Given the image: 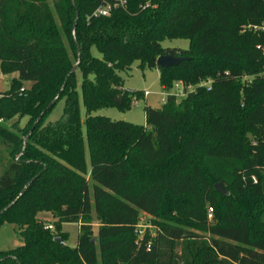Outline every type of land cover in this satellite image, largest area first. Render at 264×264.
Segmentation results:
<instances>
[{
	"label": "trees",
	"instance_id": "obj_1",
	"mask_svg": "<svg viewBox=\"0 0 264 264\" xmlns=\"http://www.w3.org/2000/svg\"><path fill=\"white\" fill-rule=\"evenodd\" d=\"M51 1L0 0L1 71L18 73L0 92V212L40 174L0 215V230L15 225L22 241L0 250V264H99L95 239L101 264H264V0H127L107 17L93 15L100 0ZM166 39L190 45L164 48ZM166 54L189 59L159 68ZM135 61L158 68L166 90L211 89L147 107L145 125L92 116L141 98L120 76ZM58 94L64 113L48 122ZM142 214L155 237L139 236ZM64 223L80 225L75 247Z\"/></svg>",
	"mask_w": 264,
	"mask_h": 264
},
{
	"label": "rangeland",
	"instance_id": "obj_2",
	"mask_svg": "<svg viewBox=\"0 0 264 264\" xmlns=\"http://www.w3.org/2000/svg\"><path fill=\"white\" fill-rule=\"evenodd\" d=\"M51 6H53V2L49 0ZM59 26V25H58ZM60 27V26H59ZM65 43L68 48L70 55L73 54L69 41L65 38ZM190 45L189 40L187 39H166L162 42V46L164 48H181L188 49ZM94 55L100 56L99 52L94 49ZM120 76L123 79V87L128 91H138L141 94V98L136 101V104L132 105V108L126 111L119 110L118 108L109 107L103 108L97 111L92 112V116H106L115 121H126L131 122L138 125L146 124V111L147 107L160 108L163 104V98L165 91L160 83V70L158 68H145L142 69L139 67V61H135L130 69L121 71ZM18 77V73L11 74H3L1 71L0 64V92H5L11 88V84L14 78ZM78 79V93H79V104H80V116L82 121V128L84 136H86V126L85 121L87 117V111L83 103L82 98V74L79 72L77 74ZM32 82H24V88H31ZM148 91L150 95L145 96L144 92ZM65 108V99H61L54 106L52 111L50 112L47 121L48 122H56L58 121L63 113ZM27 118L22 119L21 126H24L27 122ZM86 159L88 165L90 164L89 151L86 150ZM218 184V183H217ZM216 185V184H215ZM43 213V212H41ZM39 213L40 215H42ZM93 228H94V236L97 238L98 234V222L96 220V213L93 210ZM142 218H144L143 224L148 228L149 233L152 237L156 236L157 233V224H153L150 221V218L147 214H142ZM211 218V217H210ZM44 220V218H43ZM157 220H159L157 218ZM161 220V219H160ZM55 219L44 220V222L55 223ZM162 221V220H161ZM47 224V223H46ZM54 226V225H53ZM16 226L12 224H5L0 230V250L9 249L21 244V240L18 238V234L16 232ZM64 232L68 233L69 237L67 240V244L71 247H75L79 240L80 234V226L77 223H64L62 226ZM98 248V257L99 264L102 262V257L99 252V242L95 239ZM17 243V244H15ZM15 244V245H14ZM177 251H180V247L177 248Z\"/></svg>",
	"mask_w": 264,
	"mask_h": 264
},
{
	"label": "built area",
	"instance_id": "obj_3",
	"mask_svg": "<svg viewBox=\"0 0 264 264\" xmlns=\"http://www.w3.org/2000/svg\"><path fill=\"white\" fill-rule=\"evenodd\" d=\"M100 2H101L100 5L93 13L94 16H105V17L110 16L113 9L125 8L127 4V0H113V1L100 0ZM260 75L264 76V71ZM245 80L249 81L250 77L246 76ZM210 84H211V81H202L197 86H207V88L210 90L211 89ZM197 86L193 84H185L182 81H178L175 83L174 87L171 90H166L165 88H163V90L165 91L163 103H166L168 96H176L177 98H183L187 96L189 93L194 92ZM144 95L148 96L150 95V93L148 91H145ZM134 104H136V102H134ZM253 179L254 181H257L256 178H253ZM209 215L210 217L212 216V209H210ZM143 222H144V218L141 217L140 222L137 226V232L140 237L144 235L145 230H146V226L143 224ZM45 228L53 230L54 226L53 224H46Z\"/></svg>",
	"mask_w": 264,
	"mask_h": 264
},
{
	"label": "water",
	"instance_id": "obj_4",
	"mask_svg": "<svg viewBox=\"0 0 264 264\" xmlns=\"http://www.w3.org/2000/svg\"><path fill=\"white\" fill-rule=\"evenodd\" d=\"M73 4L76 6V2L75 0H72ZM78 20H79V11H77V14H76V18H75V22H74V26H73V36L75 37L76 39V27H77V23H78ZM78 46V59H77V62L75 63L74 67L72 68V70L70 71L69 75L67 76V80L69 78V76L71 74H74L77 72V70L79 69V65H80V62H81V50L79 48V44H77ZM189 58L187 57H183V56H174L172 54H166V55H161L158 57L157 59V66L159 68H166V67H173V66H177L178 64H180L181 62L183 61H186L188 60ZM63 89V88H62ZM60 98V94H58V96L49 104L48 106V109L53 107L59 100ZM45 112L42 113V115L38 118V120L35 122L33 128L37 125V123L39 122V120L41 119V117L44 115ZM32 133V130L30 131V133L28 134V136H26L24 138V146H23V149H25L26 145H27V142L29 140V137ZM22 154H20L17 159H19V157L21 156ZM40 174H38L28 185H26L24 187V189L22 190V192L20 193V195L11 203L9 204L3 211L0 212V215H2L3 213H5L6 211H8L20 198L21 196H23V194L26 192V190L28 189L29 185L37 178L39 177ZM215 188L218 192L222 193V194H228V191L226 190V188L224 187V185L219 182L218 184L215 185ZM94 241V240H93Z\"/></svg>",
	"mask_w": 264,
	"mask_h": 264
},
{
	"label": "crops",
	"instance_id": "obj_5",
	"mask_svg": "<svg viewBox=\"0 0 264 264\" xmlns=\"http://www.w3.org/2000/svg\"><path fill=\"white\" fill-rule=\"evenodd\" d=\"M42 215H40V214H38V219L39 220H41V221H44V220H50V219H54V217H53V215L51 214V213H47V212H43V213H41ZM43 218H44V220H43ZM45 223H47V224H52V223H48V222H45ZM63 226V225H62ZM80 226V225H79ZM22 242V241H21ZM15 244H17V243H15ZM14 244V245H15ZM22 244V243H21ZM21 244H19V245H21ZM19 245H17V246H19ZM16 247V246H15Z\"/></svg>",
	"mask_w": 264,
	"mask_h": 264
}]
</instances>
